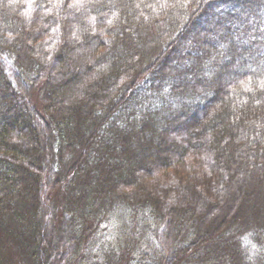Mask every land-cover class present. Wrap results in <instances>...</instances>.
<instances>
[{
  "label": "trees",
  "instance_id": "trees-1",
  "mask_svg": "<svg viewBox=\"0 0 264 264\" xmlns=\"http://www.w3.org/2000/svg\"><path fill=\"white\" fill-rule=\"evenodd\" d=\"M0 255L264 264V0H0Z\"/></svg>",
  "mask_w": 264,
  "mask_h": 264
},
{
  "label": "rangeland",
  "instance_id": "rangeland-1",
  "mask_svg": "<svg viewBox=\"0 0 264 264\" xmlns=\"http://www.w3.org/2000/svg\"><path fill=\"white\" fill-rule=\"evenodd\" d=\"M117 223H118V225L121 224V222H117ZM110 229H111V230H110L111 235H113V237H116V238H117L119 232H116V231L114 230V225L111 226ZM109 239L114 240L112 237H110ZM101 245H103L102 242H101ZM11 247H12V246H11ZM101 251H102V250H101ZM13 256L16 257L17 260H18V257H17L16 255H13ZM0 259L4 262V264H8V262H7V256H6V255H0ZM18 262H19V261H18Z\"/></svg>",
  "mask_w": 264,
  "mask_h": 264
}]
</instances>
